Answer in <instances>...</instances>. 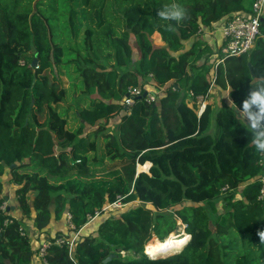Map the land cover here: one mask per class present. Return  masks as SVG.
Masks as SVG:
<instances>
[{"label": "trees", "instance_id": "16d2710c", "mask_svg": "<svg viewBox=\"0 0 264 264\" xmlns=\"http://www.w3.org/2000/svg\"><path fill=\"white\" fill-rule=\"evenodd\" d=\"M250 1L178 0L187 16L169 29L157 12L172 0H0V177L9 178L0 179V206L4 181L16 185L18 202L11 216L0 212V264H30L53 221L64 224L69 212L79 231L118 197L127 206L83 233L77 264H264V155L234 115L264 84V18L253 51L219 65L212 88L216 61L194 41L200 29L249 11ZM46 73L67 83L48 94ZM165 86L158 103L125 110L130 88ZM210 90L223 106L209 103L198 117L189 92L208 98ZM40 91L49 115L41 126L33 121ZM68 120L79 128L67 130ZM118 161L120 170H107ZM148 162L149 173L137 175ZM179 221L190 238L182 251L146 255L180 234ZM27 226L34 233L23 237ZM47 261L75 264L67 245L53 244Z\"/></svg>", "mask_w": 264, "mask_h": 264}, {"label": "built area", "instance_id": "2783aa9c", "mask_svg": "<svg viewBox=\"0 0 264 264\" xmlns=\"http://www.w3.org/2000/svg\"><path fill=\"white\" fill-rule=\"evenodd\" d=\"M263 18L264 0H253L249 11H241L233 14L229 22L222 27L223 44L216 51L213 52V55L210 56L211 59L216 61L215 73L211 80V88L214 86L217 80V68L219 65L224 64L226 59L229 57H240L242 55L249 54L253 51V49L255 48L256 41L261 34L260 29ZM206 32H210V35L211 33L214 34L212 31L202 28L199 30L198 35L202 36ZM167 87L168 86H165L161 90H155L152 88L149 89L147 87H132L128 90V94L123 101V105L125 106V108L129 109L137 101H145L149 105L156 104L162 98ZM209 92L210 96L211 90ZM195 101L198 106H201V108L198 110V117H201L206 110L207 98H205L204 96L196 97L194 93L190 91V104L195 105ZM260 182L262 186L259 200L264 202V176L261 178ZM227 190L228 188L224 189V191ZM123 200L124 198L118 197L116 202L109 205H105L102 211H97L94 215L88 216V222L84 227L89 228L96 221H102L105 215H107L109 212L118 211L123 207H126L127 204H124ZM10 207L11 204L9 203V201L5 200L0 206V212L6 213L11 216L12 213L10 212ZM102 214L104 215V217H101ZM10 222H12V220L8 219L6 221V224ZM27 222L28 221L26 220V224ZM66 223L67 231L71 232V234H63L59 236L55 239L54 243H52L49 239L44 240L41 238V242L38 243L36 253L34 254L30 264H48V250L53 244L58 245L60 247L67 245L72 261L77 264L73 258V252L76 248L77 243L80 241L82 229L79 231H75V227L72 222V216L69 212L66 213ZM20 233L23 237L30 236L32 234L29 227H21ZM122 254L125 253L122 252Z\"/></svg>", "mask_w": 264, "mask_h": 264}, {"label": "clouds", "instance_id": "9594fccd", "mask_svg": "<svg viewBox=\"0 0 264 264\" xmlns=\"http://www.w3.org/2000/svg\"><path fill=\"white\" fill-rule=\"evenodd\" d=\"M157 16L169 29H172L174 24H179L186 18L187 10L178 0H172L159 9ZM238 112L240 118L252 131V147L257 153L264 155V84L251 88ZM258 235L261 243L264 244V231L259 232Z\"/></svg>", "mask_w": 264, "mask_h": 264}, {"label": "rangeland", "instance_id": "374dc122", "mask_svg": "<svg viewBox=\"0 0 264 264\" xmlns=\"http://www.w3.org/2000/svg\"><path fill=\"white\" fill-rule=\"evenodd\" d=\"M155 38V42H156V44H161L160 43V41L158 40V38H157V36H155L154 37ZM41 78H42V80H43V82L42 83H44L45 85H46V88L48 89V94H50L52 91H57L56 89H57V87L58 88H60V87H62V84L61 83H67V80H66V78H62V82L60 83V82H57V81H55L54 79H53V77H52V75L51 74H49V73H46V74H44L43 76H41ZM33 81H35V79H33ZM48 81H50V82H48ZM30 83L28 82V84L27 83H24V86L26 87V86H28ZM46 95L45 94V92H43V91H40V93H39V95H38V98H39V101L38 102H40L41 103V105H40V107L39 106H37L36 105V100H35V105H34V115H35V118H34V122H36V125H46V123L48 122V117H49V115H47L46 114V105H45V103L46 102H44V99H42L41 97H43L42 95ZM215 95V94H214ZM213 97V99H210V104L212 105V109L214 110V111H216V110H218V109H220L222 106H223V102H224V100H223V97H222V95L221 94H218V93H216V95L215 96H212ZM208 104V103H207ZM191 105V104H190ZM191 106H193V105H191ZM201 108V106L199 105H197V107H196V110H199ZM27 109H28V100H26L25 101V103H24V105H23V107L19 110V113H18V120H20L21 121V123L24 121V119H25V117H26V112H27ZM125 110H128V108H125ZM43 111V113H41ZM237 118H238V120L239 121H241L242 123H245V121L244 120H242L241 118H240V116L239 115H237V114H234ZM19 121V122H20ZM116 120H112V121H110L108 124H107V126H108V128H109V130H110V132L111 131H113L114 129H115V126H116ZM79 128V124L78 123H76V122H74V121H72V120H68V124H67V130H69V131H71V132H73V131H76L77 129ZM122 165H123V163H121L120 161H118L117 162V164L116 165H114V166H112L110 163H108V165H107V170H110V171H114L115 169H117V170H120L121 169V167H122ZM113 168V170H111ZM151 168V167H150ZM150 170V169H149ZM10 170L9 169H7V173H10L9 172ZM22 172V171H21ZM138 172H140V171H138V167H137V173ZM140 173H142V172H140ZM103 175H105V174H98V176H102V177H104ZM1 178V180L4 178V176H2V177H0ZM3 185L5 186V188H8L9 187V184L6 182V181H4L3 182ZM15 187H16V185H15ZM16 189V188H15ZM11 191L14 193V189H11ZM10 191V192H11ZM8 193V196H7V198H5V200L6 199H13V202L12 203H14V198H15V196L14 197H12L11 196V194L12 193ZM9 195H10V197H9ZM29 198V200L31 201L32 200V198H33V195L31 194L30 196H28ZM14 204H17L18 205V202H17V199H16V201H15V203ZM132 205H130L131 207L133 206V205H138V202H133V203H131ZM218 210H219V212L221 213L222 211H223V202H219L218 203ZM65 223H66V221H65ZM181 224H182V222L181 221H179L178 222V225L180 226V233H184V236H186V237H188V235H187V233L184 231V226H181ZM213 228V227H212ZM67 229V228H66ZM31 232L32 233H34L32 230H31ZM31 236V235H30ZM155 237V236H154ZM153 241V240H152ZM151 241V242H152ZM155 241H158V240H155ZM159 244H162L160 241L158 242ZM158 246V245H157ZM146 249V248H145ZM75 250V249H74ZM181 249H177V251L179 252ZM176 250L174 251H171L170 253H167V254H165V255H163V256H161L160 258H164V257H167V256H170V255H172L174 252H177ZM126 254V253H125ZM125 254H122V255H125ZM146 254V253H145ZM147 255V254H146ZM149 257H151V256H149ZM155 258V257H154Z\"/></svg>", "mask_w": 264, "mask_h": 264}, {"label": "crops", "instance_id": "0c3cea01", "mask_svg": "<svg viewBox=\"0 0 264 264\" xmlns=\"http://www.w3.org/2000/svg\"><path fill=\"white\" fill-rule=\"evenodd\" d=\"M251 4H252V1H250V5H249V10H250V8H251ZM229 18H226V19H224V20H222L221 22H219V23H217V24H215L214 26H213V28L210 30V31H212L214 34H212L211 33V35L209 34L210 32H206L205 34H203L200 38H197V37H194V41H197L198 39L200 40V41H202V43H203V49L204 50H211L212 51V55H213V52L214 51H216L222 44H223V34H222V27L224 26V25H226L228 22H229ZM159 38V37H158ZM161 43V42H160ZM162 44V43H161ZM160 45V44H159ZM209 56H211V55H209ZM210 60H213V59H210ZM151 82H153V81H151ZM212 96H215V95H210L208 98H207V101H206V104L208 103H210V99H213V97ZM207 104V105H208ZM1 179V178H0ZM9 178H6V177H4L2 180H8ZM9 184V187L8 188H6L5 189V187H4V190L7 192V194L11 191V189H14L15 190V185L14 184H12V183H8ZM10 193H12L11 194V196L12 197H14L15 195H13V192L11 191ZM9 197H10V195H9ZM16 196H15V198H14V203H15V201H16ZM6 200H8L9 201V203L11 204V207H12V209H15V207L14 206H16L17 204H14V203H12L13 202V199L11 198V199H6ZM18 206V205H17ZM66 221V220H65ZM27 223H31V222H27ZM53 223H54V226H53V228H52V230H50L48 233H45V234H42L39 238L41 239H52V238H54V237H59V236H61L60 234H64V235H66V234H71V232H68L67 231V229H66V226H67V223H59V222H55V221H53ZM29 227V229L31 230L32 229V227H30V226H28ZM87 229H89V228H87V227H84L82 230H81V236L83 235V233L87 230ZM37 245H38V242L37 241H35L34 242V246H33V248L35 249V248H37Z\"/></svg>", "mask_w": 264, "mask_h": 264}, {"label": "bare ground", "instance_id": "6f19581e", "mask_svg": "<svg viewBox=\"0 0 264 264\" xmlns=\"http://www.w3.org/2000/svg\"><path fill=\"white\" fill-rule=\"evenodd\" d=\"M150 167H151V163L150 162L146 163L145 165H138V171L144 172V173H149ZM189 240H190V238L184 236L183 232L178 234V235L177 234H172V235L168 236V238L164 242H161L162 244H159L158 246H155V247H153L151 249H148L146 254L148 256H151V258H154V257H159L160 258L161 256H163V255H165L167 253H170L173 250L177 251V249H182L183 246ZM174 253H176V252H174Z\"/></svg>", "mask_w": 264, "mask_h": 264}, {"label": "water", "instance_id": "95a60500", "mask_svg": "<svg viewBox=\"0 0 264 264\" xmlns=\"http://www.w3.org/2000/svg\"><path fill=\"white\" fill-rule=\"evenodd\" d=\"M34 64H35V63H34ZM13 166H14V165H13ZM139 174H141V173L138 172L137 175H139ZM155 240H158V238H157L156 236L153 238V241H155ZM158 241H159V240H158ZM113 257H114V256H113ZM155 258L157 259V258H159V257H155ZM155 258H154V259H155ZM110 260H111V258H108V259L105 261V263L109 262Z\"/></svg>", "mask_w": 264, "mask_h": 264}]
</instances>
